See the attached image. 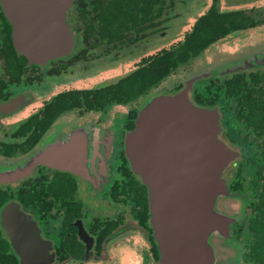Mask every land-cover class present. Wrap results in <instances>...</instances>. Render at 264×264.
<instances>
[{"label":"water","instance_id":"obj_1","mask_svg":"<svg viewBox=\"0 0 264 264\" xmlns=\"http://www.w3.org/2000/svg\"><path fill=\"white\" fill-rule=\"evenodd\" d=\"M75 1L0 0L12 26L14 48L27 66H45L73 54L76 41L68 14ZM244 57L250 64L237 56L216 60L191 73L183 89L145 96L138 106L135 128L126 132L124 151L131 171L148 190L149 223L160 255L158 264L230 262L219 259L216 244L227 242L231 225L240 220L237 214L224 209L222 201L231 194L225 173L242 154L222 137L220 108L199 106L191 94L197 81L204 78L264 66V60ZM10 108L7 103L0 106V112ZM92 130L82 127L23 159L0 164V186L31 178L40 165L86 178L91 176L89 171L99 167L107 176L112 138L102 152L96 151L99 139ZM3 227L20 264H34L31 261L38 257L30 245L33 241L22 243L20 236L35 233L44 245L47 241L32 216L23 212L18 202H12L3 211ZM48 243L52 248V242ZM239 249L235 244L237 256L230 264H239ZM54 261L52 255L47 264Z\"/></svg>","mask_w":264,"mask_h":264},{"label":"trees","instance_id":"obj_2","mask_svg":"<svg viewBox=\"0 0 264 264\" xmlns=\"http://www.w3.org/2000/svg\"><path fill=\"white\" fill-rule=\"evenodd\" d=\"M174 4L175 0H76L73 19L76 22L78 37L82 36L83 40L79 49L85 50L88 42L94 48H98L101 55L104 50L102 46L108 47L107 55L112 48L120 50L122 45H125V48H139L138 53H144L145 48L141 43L148 32V24L154 26L155 34L163 32L165 27L161 26L162 21L169 19L167 12L171 11ZM249 22L252 20L246 19L243 10L222 11L218 6V0H215L208 13L198 19L185 39L175 47L140 58L128 75L111 84L63 92L47 103L43 113L31 116L26 123L25 128L29 135L30 132H34L31 134L34 137L29 138L31 142L26 152L34 147L36 140L50 130L57 120L75 109H81L84 114L88 111L108 112L114 105L128 107L130 116L126 129L129 131L134 129L140 99L155 91H165L162 84L168 77L184 68L190 69L192 62L201 59L211 46L246 28ZM255 25L254 23L252 27ZM9 47L14 51L11 44ZM184 85L180 83L172 90L177 92ZM191 98L199 106L220 108L222 137L229 145L241 151L242 157L233 169L232 175L231 168L225 173L228 188L233 194L246 193L251 197L246 220L236 224V235L238 240L250 237L245 245V258L249 259L251 264H264V67L239 70L226 76L204 78L197 81ZM14 155H16L14 152L6 153V156ZM120 157L121 167L124 165L126 168L124 172L132 175L130 185L134 179L143 189L144 185L127 168L128 160L123 151ZM126 184L129 183L125 182V186ZM18 192L11 186L1 187L0 206L4 201L17 198L14 195L21 194L22 190ZM143 196L134 197L140 206L138 226L141 234L149 235V251L155 264H158L160 255L149 223V196L146 187ZM19 198L25 202V206H34L36 210L42 211L41 197ZM50 208L51 206L48 209ZM118 226V223L111 224L107 234ZM0 264H18L17 256L1 231Z\"/></svg>","mask_w":264,"mask_h":264},{"label":"flooded vegetation","instance_id":"obj_3","mask_svg":"<svg viewBox=\"0 0 264 264\" xmlns=\"http://www.w3.org/2000/svg\"><path fill=\"white\" fill-rule=\"evenodd\" d=\"M176 1L178 0H175V3ZM73 10L74 8L69 11L68 14L70 20L68 21L72 25V32L75 35L76 41L73 54L68 57L51 60L45 66H27V61L22 58L14 48L12 41V26L3 14L0 3V106L10 103L11 107L9 110H7V112H0V164L7 161L23 159L33 152L43 149L52 141L62 139L64 136L81 129L82 127H87L89 129L92 128L93 130L91 133L94 134V136L95 134L97 135L99 139L97 143H99L100 146L96 147V151L102 152V149L108 145L111 138L113 144V150L107 160L109 167V174L107 176L104 175L101 168L99 167L94 172L92 170L89 171L91 176L90 178H86L84 176L78 177L69 171L50 169L44 165H40L37 167L34 175L31 178L22 180L19 184L0 186V188L11 186L15 189V191L19 192L22 190L21 194L14 195V197L17 198L4 201L0 206V231L5 239L9 242L13 253L16 255L11 241L7 236V232L3 227V211L12 202H18L21 205L22 211L32 216V218L37 222L45 242L47 241L46 245H44V241H39L36 239L37 237L35 233H32L28 236L19 235L22 243H26L27 240H29L30 243L31 240L33 241V243L30 245H32V249L38 257L36 261H31V263L34 264H47L48 261H52V255L55 256V261L52 264H91L92 262L99 261L104 263V259L107 257V252L108 250L109 252L110 250H113L112 248L115 245L114 243H116L115 247L117 246V243L121 245V241L124 239L128 240L130 235L140 229L138 226L140 206L134 197H144L143 191L145 186L143 189H141L134 179L133 183L130 185L132 175L124 172L126 168H124V165L122 168L120 162L122 159V157H120V153L123 151L125 154L124 140L126 132L129 131L126 129L127 123L122 129H120V131L116 132L115 130L114 132L112 128H109L106 124L104 125V122L99 120V113H103V111L98 112L97 118L94 115V118L90 119L87 117L88 112L83 114L81 109H75L71 112L65 113L62 118L57 120L50 130L42 135L41 138L36 140L34 147L30 151L26 152L27 147L31 142L29 138L34 137L31 135L34 134V132H30V135L29 132H27V129L25 128L27 125L26 123L31 116L37 113H43L47 104L46 103L42 105L43 107L34 112L30 117L28 116V119L26 118L24 121L19 122L21 120V112H23L32 99L31 94L27 92V86L29 84L33 85L35 83L39 84L44 80H48L50 77L54 78L63 75L67 72L68 67H74L76 63L78 65H82L83 63L94 59L96 56L101 55L96 53V55L93 56V53H89L87 56V48L80 51L79 46L83 40L78 37L76 22L75 19H73L75 14ZM169 12H167L168 16ZM248 14H250L249 16H251L253 23L249 22L246 28H242L235 33L252 29L257 26H264V8L254 7L251 12H248ZM254 23L256 25L252 27ZM148 27L149 29L146 33V36L144 35L142 38L143 40L141 39V46L143 45V48H146L144 45L146 41L151 40L154 36H160L162 33L159 32L155 34L154 26H150V24H148ZM164 31L165 30H163V32ZM233 34L234 33L231 35ZM10 44L12 45L14 51L10 50ZM6 46L9 48H5ZM124 46L125 45H122V48ZM102 49H104L102 55L105 56L106 52L108 51V47L106 48L102 46ZM108 53L110 54H107L106 56H110V58H106L112 62H115L122 57L120 55L119 49L116 47L112 48ZM82 54H85L84 58ZM259 67L263 66H258L257 68ZM253 68L255 67L248 69ZM186 80L184 81V84L186 83ZM24 87L27 89V91ZM158 92L159 91H155L148 95H155ZM171 93H175V91H172ZM53 99L51 101H53ZM142 99H140L138 102V111V106ZM119 106L121 105H114V107ZM108 114L105 115V118L108 116ZM72 115H77L78 120L83 119V121L76 127L62 129V124H60L62 123L61 119L65 120L68 118V116L70 117ZM129 116L128 109V118ZM55 129H58V131L54 132ZM93 143H95V140ZM90 146L92 147L91 144ZM93 150H95L94 146ZM8 152H14L16 155L12 157L6 156V153ZM113 156H115V158L112 159ZM236 165H232L231 175ZM127 168H129L131 171L128 161ZM118 176L122 177L120 181L117 180ZM125 182H128L129 184L126 185L130 186H125ZM53 185H57V187L55 188ZM38 190L40 191L39 193ZM32 191H36L37 193H30ZM230 196L228 199H232V192ZM19 197H41L40 203L43 206L42 211L36 210V207L34 206H25V202ZM65 197H68V199L64 201L63 198ZM91 199L94 202H90ZM121 199H124L123 202H120ZM129 201L130 205L127 206ZM50 206L51 208L48 209ZM108 206L109 208L104 211L103 209ZM118 207H120L122 213L117 211ZM234 211L235 210H232L231 213ZM88 212L92 216H89ZM234 213L237 215L239 214L236 211ZM120 214H125L126 217L129 216V219L121 216ZM238 222L240 221H236L231 225L230 239L223 243H227L228 245L234 244V247L235 244H237L242 248L241 250L243 251L245 245H240L235 238L237 237V226L235 225ZM113 223H118L119 226L113 232L107 234L109 226ZM31 235L32 238H30ZM128 235L129 237H127ZM145 238L147 240L148 246H150L149 235H146ZM48 242H52V248L48 245ZM68 245H70V247ZM88 245H90L89 255H87ZM45 250H47L46 253L43 252ZM40 254H45L46 257L43 258L40 256ZM241 258H243V255ZM17 259L18 264H20V258L18 256Z\"/></svg>","mask_w":264,"mask_h":264},{"label":"rangeland","instance_id":"obj_4","mask_svg":"<svg viewBox=\"0 0 264 264\" xmlns=\"http://www.w3.org/2000/svg\"><path fill=\"white\" fill-rule=\"evenodd\" d=\"M214 3L215 0L176 1L175 5L171 6L172 8L169 12V19H167L165 22L162 21L161 26L165 27V31L162 32L160 36H154L151 40L145 42L146 48L144 53H138L139 48H125L124 46L119 50L122 57L115 62L107 59L110 58V56H96L94 59H91L82 65H78L76 63L74 67H68L67 72L63 75L54 78L50 77L48 80H44L39 84H29L27 86L28 91L24 87L26 91L31 94L32 99L23 112H21L22 115L20 116L21 120L19 122L24 121L26 118L28 119L34 112L42 108V105L49 103L60 93L73 90L76 91L89 88H98L111 84L112 82H115L128 75L136 67V64L139 62L140 58L146 57L148 55H154L160 51L175 47L185 39L186 34L192 29V27H194L198 19L208 13ZM218 6L222 11L228 12L243 10L246 19L248 18L252 20V18H250L251 16L249 17L250 14H248V12H251L254 7L264 8V0H218ZM80 38H82V36H80ZM86 46L87 56L89 53H93V56H95L96 52L98 53L99 51L98 48H94L89 43H87ZM82 55L84 58L85 54ZM231 56L241 57L248 64H250V62L245 59L244 56L251 59L257 58L259 61L264 60V26H257L252 29L237 33L234 32L233 35L220 40L211 46L202 55L201 59L199 58V60L196 62H192L190 69L184 68L180 72L168 77L162 84L165 86V91L160 90L157 94H170L173 91L172 89H174L180 83H184L190 74L197 71L199 68L216 60L231 59ZM128 109L129 108L123 106H112L110 108V112L103 111V113H99V120L103 121L104 125L106 124L109 128H112L114 132L115 130L116 132L120 131V129H122L127 123ZM106 114H108V116L105 118ZM94 115L97 118L98 112L88 111L87 117L92 119L94 118ZM61 120L62 123L60 124H62V129L76 127L83 121V119L78 120L77 115H72L70 117L68 116V118L65 120ZM55 131H58V129H55L54 132ZM113 158H115V156H113L112 159ZM121 179L122 177L118 176L117 180L120 181ZM53 187L56 188L57 185H53ZM67 199L68 197L63 198L64 201ZM123 200L124 199H121L120 202H123ZM91 201L94 202L92 199L90 202ZM222 202L224 209L228 211L235 210L237 213H239V221L246 220L248 215V206L251 202V197L249 194L235 193L233 194L232 199L227 198ZM129 205L130 201L127 203V206ZM108 208L109 206L105 207L103 210L106 211ZM117 211L122 213L120 207H118ZM120 215L129 219V216L126 217L125 214ZM89 216L92 215L89 214ZM127 237H129V235ZM235 238L236 241L243 246L248 243V239L250 237L247 236L245 239L242 237L239 238V240L237 237ZM121 243V245L117 243V248L115 247L116 243H114L115 245L112 248L113 250H110V252L108 250L107 257L104 259V263L99 261L92 262L91 264H155L153 256L149 251L150 247L148 246L147 240L144 234H141L140 230L134 232L132 235H130L128 240L124 239L121 241ZM216 245L218 246L219 259L221 261H227L226 259H228L230 261L228 264L233 262L232 260H234L237 256V251L235 250L234 244L228 245L227 243L220 242ZM68 246L70 247V245ZM241 249L242 248L240 247L239 264H251L252 262L245 258L246 248H243V251ZM242 255L243 258H241Z\"/></svg>","mask_w":264,"mask_h":264}]
</instances>
